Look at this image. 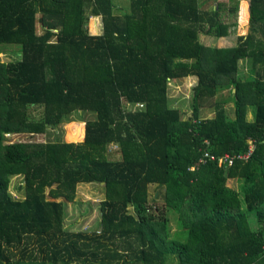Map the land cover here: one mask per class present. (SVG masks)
I'll use <instances>...</instances> for the list:
<instances>
[{"label":"trees","instance_id":"obj_1","mask_svg":"<svg viewBox=\"0 0 264 264\" xmlns=\"http://www.w3.org/2000/svg\"><path fill=\"white\" fill-rule=\"evenodd\" d=\"M203 5L0 0V54L17 55L0 62V264H264V0H248L247 30L230 47L200 35L231 33L238 0ZM89 16L100 33L87 32ZM188 76L183 116L167 89ZM207 104L213 116L201 118ZM73 119L84 121L81 141L6 137ZM224 152L228 165L217 163ZM17 174L21 198L8 189ZM90 182L102 190L98 227L69 230L65 202Z\"/></svg>","mask_w":264,"mask_h":264},{"label":"rangeland","instance_id":"obj_2","mask_svg":"<svg viewBox=\"0 0 264 264\" xmlns=\"http://www.w3.org/2000/svg\"><path fill=\"white\" fill-rule=\"evenodd\" d=\"M209 7L212 4H216L218 1L223 0H201ZM228 1L230 4L235 2V0H224ZM247 2V11L245 20H242L240 22L239 20V12L241 11V0H238V6L237 11L235 14L236 24L233 27L231 33L225 35V36H219L215 37L213 35H205L201 34L200 38L202 42L205 45L209 46H217V47H230L235 44V38L236 35L242 32H245L246 29V22H247V13L249 11L248 9V0H245ZM116 5H122L123 3H126V6L129 4V0H115ZM229 19L231 17H228ZM230 27L229 29H231ZM100 21L99 17L95 16H89L87 23H86V30L90 34H97L98 31H100ZM15 58H17V55L11 52H4L3 54H0V62L6 63L9 61H13ZM239 74L244 72L247 68L244 59H239L237 62ZM194 84V77H180L177 78L174 81H171V83L168 85L167 89V96L169 99V103L171 106L178 107L183 116H188L191 114V108H190V102H191V95H192V85ZM224 93V91H223ZM226 112L231 117L232 116V106L230 102H227L225 104ZM36 114L40 113V110L35 111ZM212 109L207 104L206 107H200L199 108V116L201 118L203 117H212L213 115ZM94 113L90 112H84L85 117H92ZM73 117L76 116V113L72 115ZM245 119L250 120L251 119V110L250 108H246L245 110ZM80 128L81 133L78 135V137L72 138L69 136L70 133L77 131V129ZM55 132L59 133L61 138H63L65 141H81L83 139L84 135V122L83 120L73 119L69 121H65L62 124H60L57 127H50L47 134H35L31 135L29 133H17V134H6V137L8 138L9 142L24 140H47L49 137L56 136ZM248 146L253 147V144L250 143V141H247ZM118 148V145L115 143H112L108 151L114 152ZM115 153V152H114ZM239 184V181L237 183H233L232 181H228V185L230 187H237ZM24 185L22 175L17 174L13 175L10 178L9 181V191L12 194L14 198H21L23 197V192L21 186ZM160 190L156 185H151L149 187V191L151 194L155 193L156 190ZM102 198V190L101 186L98 183L90 182V183H79L76 185V192L75 197L72 201H66L65 202V218H64V226L69 230H90L93 228L98 227V218H99V211H98V202ZM60 200V199H59ZM129 212H132L133 209L130 206ZM251 212V211H250ZM253 213V212H252ZM169 224L171 226V233H174L176 230V225L172 221V216L170 215V221ZM251 226H254V222L250 224ZM180 235V233H179ZM177 239V238H176Z\"/></svg>","mask_w":264,"mask_h":264},{"label":"built area","instance_id":"obj_3","mask_svg":"<svg viewBox=\"0 0 264 264\" xmlns=\"http://www.w3.org/2000/svg\"><path fill=\"white\" fill-rule=\"evenodd\" d=\"M138 106H142V103H137ZM252 149V147H250V149H248L246 152L244 153H240V154H236L234 155L236 158H246L249 154V151ZM202 155L205 157H209L210 159H214V156L209 155L207 152H203ZM232 155H229L227 153H222V155H220L217 159V163H223L224 165H228L231 162L232 159ZM196 162H204V159L201 157L198 158V160H196Z\"/></svg>","mask_w":264,"mask_h":264},{"label":"crops","instance_id":"obj_4","mask_svg":"<svg viewBox=\"0 0 264 264\" xmlns=\"http://www.w3.org/2000/svg\"><path fill=\"white\" fill-rule=\"evenodd\" d=\"M95 17H97V16H95ZM247 18H248V13H247ZM247 30V22H246V29H245V31ZM101 32V29H100V31H98V33H100ZM242 33H244V32H242ZM239 34H241V33H239ZM217 37H219V36H217ZM84 122V121H83ZM84 136V135H83ZM233 182L234 184L235 183H237V179H233V180H229V182ZM249 215L250 216H253V213L252 212H249Z\"/></svg>","mask_w":264,"mask_h":264}]
</instances>
